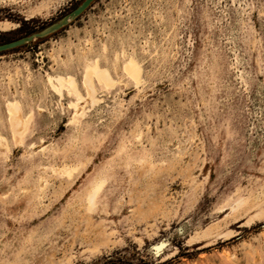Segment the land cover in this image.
I'll use <instances>...</instances> for the list:
<instances>
[{"label": "rangeland", "instance_id": "1", "mask_svg": "<svg viewBox=\"0 0 264 264\" xmlns=\"http://www.w3.org/2000/svg\"><path fill=\"white\" fill-rule=\"evenodd\" d=\"M4 44L0 264H264V0H0Z\"/></svg>", "mask_w": 264, "mask_h": 264}, {"label": "bare ground", "instance_id": "2", "mask_svg": "<svg viewBox=\"0 0 264 264\" xmlns=\"http://www.w3.org/2000/svg\"><path fill=\"white\" fill-rule=\"evenodd\" d=\"M121 69L124 74L130 77L135 83H138L142 68L132 55L126 56L121 63ZM81 80L82 85L84 86L83 88H85V93L81 92L77 85L75 76L70 73H48L46 77L48 86L53 92L57 93L59 97H62L64 89H66L67 94H73L76 97V102H69V106L73 107L71 121H76V118L80 113V109L83 106L81 105L80 107L78 102L83 103L87 99L91 103L95 101V80L97 83H103L105 85H111L115 81L109 70L100 65L98 58H94V60L85 65ZM6 108L11 138L14 142H18L20 144L22 143V135L27 129V117L21 114L18 101L14 99L7 100ZM28 115H30V113ZM4 141H7L6 137L0 134V146L4 144ZM74 169L75 167H72L71 169L63 170L61 173L65 172V174L71 175ZM101 186L102 181L90 188L87 193V201L89 204L93 202L94 197ZM262 211H264V208H262Z\"/></svg>", "mask_w": 264, "mask_h": 264}, {"label": "water", "instance_id": "3", "mask_svg": "<svg viewBox=\"0 0 264 264\" xmlns=\"http://www.w3.org/2000/svg\"><path fill=\"white\" fill-rule=\"evenodd\" d=\"M9 46V44L0 45V49H5Z\"/></svg>", "mask_w": 264, "mask_h": 264}, {"label": "snow or ice", "instance_id": "4", "mask_svg": "<svg viewBox=\"0 0 264 264\" xmlns=\"http://www.w3.org/2000/svg\"><path fill=\"white\" fill-rule=\"evenodd\" d=\"M163 245H161V247H162Z\"/></svg>", "mask_w": 264, "mask_h": 264}]
</instances>
